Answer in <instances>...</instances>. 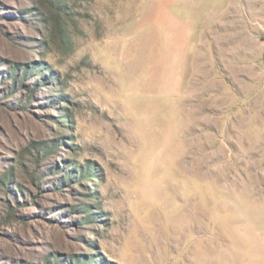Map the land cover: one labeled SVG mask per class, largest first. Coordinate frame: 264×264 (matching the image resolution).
Returning <instances> with one entry per match:
<instances>
[{"label":"rangeland","instance_id":"374dc122","mask_svg":"<svg viewBox=\"0 0 264 264\" xmlns=\"http://www.w3.org/2000/svg\"><path fill=\"white\" fill-rule=\"evenodd\" d=\"M57 1L65 12L45 9L32 28L13 15L34 3L0 0V68L38 62L54 75L42 95L65 98L0 103V176L64 138L42 164L95 177L32 188L37 204L19 211L89 202L99 217L14 221L0 229L2 260L264 264V0Z\"/></svg>","mask_w":264,"mask_h":264},{"label":"trees","instance_id":"16d2710c","mask_svg":"<svg viewBox=\"0 0 264 264\" xmlns=\"http://www.w3.org/2000/svg\"><path fill=\"white\" fill-rule=\"evenodd\" d=\"M29 1L34 3V5L29 4V7L15 10L13 16L15 18H23L26 22L28 20V23L33 26L32 28L36 26V19H44L45 9L57 14L58 18L65 12L64 5H61L57 0ZM1 33L6 35V33ZM36 63L38 62H25L22 64L14 62L13 65L10 64L8 68H0V86L6 84L0 87L1 104L6 105V107L11 110H16L21 108L29 109L35 102L40 103L34 106L41 107L42 101L47 98L48 105L51 107H57L56 104L65 101L62 95L58 97H56V95H49L48 97L42 95L44 94V86L54 79V75L41 73L40 68H35L37 67L36 65H38ZM20 90H22L21 95L19 94ZM15 94H17V96L14 98ZM12 99L15 100L13 101ZM63 139H58V137H56L50 141V144H47V147H45V145L35 147L34 150L32 149L29 151L30 157H27L28 159L26 162L19 159L14 164L9 165L7 171L2 173L3 175L0 176V229H3V226L12 224L14 221L28 224L29 220L34 217L45 216L46 210L48 213L54 214L51 221L65 228L80 227L83 225L89 226L99 217V212L93 211V204L89 202L71 205L70 209H66L65 211H61L62 206H60V204L59 206L49 207L45 211L42 209L39 214L30 209L31 214L29 215L19 211L21 206L37 204L33 198L35 194L32 188H37L39 192L56 191L58 189H64V187L72 183H79L82 181V178L87 179L95 177L88 169L81 168L79 171H76L70 168L68 166L70 163L69 160H63L61 164L62 167L59 161L54 163L53 166L42 164V160L46 156L50 153L58 152L56 149L57 145L61 143L66 144ZM87 166H89V164H87ZM76 192L81 191L76 190ZM88 196H92V193H89ZM76 212L86 215L74 217L73 213ZM96 257L97 255H92V253H71L61 256L54 253L43 257H36V262L33 261L34 258H32V261L23 262L17 259L2 260L0 256V264H101L96 261Z\"/></svg>","mask_w":264,"mask_h":264}]
</instances>
